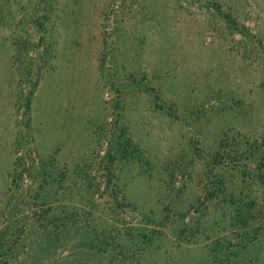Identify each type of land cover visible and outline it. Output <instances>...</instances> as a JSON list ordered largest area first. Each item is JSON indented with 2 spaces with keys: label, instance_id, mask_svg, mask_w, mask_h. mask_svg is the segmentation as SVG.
Wrapping results in <instances>:
<instances>
[{
  "label": "rangeland",
  "instance_id": "obj_1",
  "mask_svg": "<svg viewBox=\"0 0 264 264\" xmlns=\"http://www.w3.org/2000/svg\"><path fill=\"white\" fill-rule=\"evenodd\" d=\"M259 162L264 0H0V264H264Z\"/></svg>",
  "mask_w": 264,
  "mask_h": 264
},
{
  "label": "trees",
  "instance_id": "obj_2",
  "mask_svg": "<svg viewBox=\"0 0 264 264\" xmlns=\"http://www.w3.org/2000/svg\"><path fill=\"white\" fill-rule=\"evenodd\" d=\"M28 105H29V101H27L26 100V102H25V107L26 108H28ZM261 162V161H260ZM259 162V164H258V168H259V170H264V165L263 164H261ZM262 168V169H261ZM262 172H264V171H262ZM261 174H264V173H261ZM264 176V175H263ZM263 182L264 181H262V184H263ZM44 221H46V222H48L49 224H51L52 222H54V220H55V217H54V215H52L50 218H49V216L46 218V219H43Z\"/></svg>",
  "mask_w": 264,
  "mask_h": 264
}]
</instances>
